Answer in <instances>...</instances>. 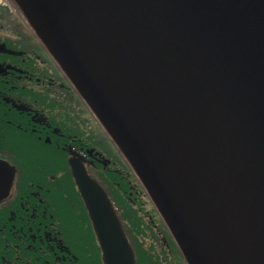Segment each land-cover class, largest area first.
<instances>
[{
	"label": "water",
	"instance_id": "1",
	"mask_svg": "<svg viewBox=\"0 0 264 264\" xmlns=\"http://www.w3.org/2000/svg\"><path fill=\"white\" fill-rule=\"evenodd\" d=\"M188 264H264V0H13ZM69 164L105 264H137L85 157ZM17 168L0 158V201Z\"/></svg>",
	"mask_w": 264,
	"mask_h": 264
},
{
	"label": "trees",
	"instance_id": "2",
	"mask_svg": "<svg viewBox=\"0 0 264 264\" xmlns=\"http://www.w3.org/2000/svg\"><path fill=\"white\" fill-rule=\"evenodd\" d=\"M95 125L96 134L90 138L81 126V141L104 150L118 163L88 168L109 193L137 264H187L132 168L100 125ZM63 126L73 137L76 131H68L66 123ZM18 133L24 140H18L15 148L10 138L0 139L7 146H0L2 157L17 167L12 193L0 201V264H105L66 151L57 147L56 140L38 138L33 129Z\"/></svg>",
	"mask_w": 264,
	"mask_h": 264
},
{
	"label": "flooded vegetation",
	"instance_id": "3",
	"mask_svg": "<svg viewBox=\"0 0 264 264\" xmlns=\"http://www.w3.org/2000/svg\"><path fill=\"white\" fill-rule=\"evenodd\" d=\"M27 23L13 0H0V139L10 138L15 148L18 140H24L18 130L33 129L40 139L56 140L68 163L74 150L84 155L87 168L117 165L104 150L81 141V126L90 138L96 134L97 121ZM63 123L68 131H76L73 137ZM2 153L0 158L7 160Z\"/></svg>",
	"mask_w": 264,
	"mask_h": 264
},
{
	"label": "rangeland",
	"instance_id": "4",
	"mask_svg": "<svg viewBox=\"0 0 264 264\" xmlns=\"http://www.w3.org/2000/svg\"><path fill=\"white\" fill-rule=\"evenodd\" d=\"M98 123V122H97Z\"/></svg>",
	"mask_w": 264,
	"mask_h": 264
}]
</instances>
